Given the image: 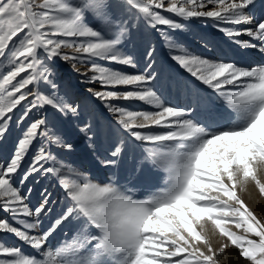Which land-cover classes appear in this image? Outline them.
I'll return each instance as SVG.
<instances>
[{
  "label": "snow or ice",
  "instance_id": "1",
  "mask_svg": "<svg viewBox=\"0 0 264 264\" xmlns=\"http://www.w3.org/2000/svg\"><path fill=\"white\" fill-rule=\"evenodd\" d=\"M159 10L184 20L209 18L239 26L219 31L242 49L264 53V14L257 15L264 13V0H0V148L9 142L13 123L22 128L0 163V235L13 234L33 250L28 254L0 240V264H217L211 246L207 253L198 247L208 243L205 222L247 264H264V222L237 195L238 185L249 180L264 194L257 175L264 170V65L241 67L205 52L211 41L204 36L193 37L202 45L198 55L162 33L170 61L183 74L165 79L150 46L140 73L115 67H137L122 51L133 35V19L142 18L154 29H183V23ZM242 35L251 40L237 39ZM68 48L78 55L63 51ZM59 61L87 84L99 85L87 87L80 98L100 101L114 125L85 113L72 99V89L60 94ZM80 66L91 75L81 73ZM164 89L185 93L184 105L168 102ZM115 101H140L156 110L132 111ZM48 109L51 120L32 118L33 112ZM65 119L77 124L93 151L98 142H107L100 166L122 167L130 152L143 147L146 155L135 171L145 164L162 169L168 186L133 199L119 185L95 182L58 159L52 146L66 153L74 147L60 129ZM49 175L57 177L65 203L41 232V219L55 212L56 200L45 188L38 204L30 205L23 189L30 194L27 184ZM62 226L75 235L55 251L46 250Z\"/></svg>",
  "mask_w": 264,
  "mask_h": 264
},
{
  "label": "rangeland",
  "instance_id": "2",
  "mask_svg": "<svg viewBox=\"0 0 264 264\" xmlns=\"http://www.w3.org/2000/svg\"><path fill=\"white\" fill-rule=\"evenodd\" d=\"M212 5H209L211 9ZM161 15L167 18L175 19L177 22L183 23L184 27L181 30L169 29L167 26L158 25L157 28H151L142 18L133 19V29L132 37L130 42L127 43L122 51L127 55H131L137 63L136 68H127L124 66H115L121 68L123 71L129 72L131 74H138L143 69L147 63V58L143 56L146 46H150L156 49L155 60L156 67L163 71L164 78L167 77H177L183 74V70L171 62L168 56V49L165 47V42L162 33H168L174 38L183 41L195 54H202L201 47H198V40L193 39V37L204 36L211 41L208 49H204L205 52H212L217 57L224 55V58L230 59L231 61L237 63L241 67H256L259 65H264V54L261 55L259 49H248L246 50L249 54L245 53L238 45H235L232 39H229L223 33L219 31V28H236L239 26L225 24L220 21H215L209 18H191L184 20L177 17L174 13H167L163 10H159ZM264 13L258 12L257 15ZM75 39V38H68ZM237 39L251 40L250 37L242 35ZM70 55H78L73 49H63ZM261 55V56H260ZM226 56V57H225ZM230 56V57H229ZM260 61H257V57ZM223 57V56H222ZM252 58V59H251ZM256 58V59H255ZM256 62V63H255ZM104 66L111 67L112 65L107 64V62L100 61ZM57 71L60 77L59 83L61 92L63 95V89L68 87L75 92V96L72 97L76 103L80 104L82 110L87 113V111L94 112L95 116L99 119L102 124L107 125L110 121L114 125L115 122L111 118V113L100 103V101L94 100H83L82 95H87L85 89L87 87L99 88V85H89L84 81V77L78 75L68 64L63 61H59L57 64ZM79 71L81 73L88 72L86 66H80ZM91 75L90 72H88ZM231 88L232 86H228ZM164 98L174 106H183L185 103V93H177L174 89L169 91L164 89ZM113 103L120 104L122 106H127L129 110L132 111H155L156 109L140 101H115ZM19 115V112L16 113ZM53 113L51 109L39 110L32 113V118L46 117L49 120L52 119ZM15 119V118H14ZM60 129L63 132L67 141L73 143V150L70 153H66L64 150L52 146L51 151L58 159H62L68 164H70L75 169L83 172L90 179L99 183H115L119 185L122 190L127 191L133 199H146L153 194L163 191L168 186V173L162 169L153 168L151 165L145 164L141 172L137 173L135 171L139 162L146 153L144 148H138L135 151L130 152L122 167L114 168H104L99 164V158L103 156L105 149L107 148V142H98L96 151L89 148L87 141L84 139L79 131V127L75 122L70 119H65L61 125ZM156 131H165V129H156ZM22 135V128L20 126L12 125V134L9 136V142L4 144L3 148H0V163H3L7 157L10 155V150L13 148L17 137ZM36 147H39L37 144ZM152 147V145H148ZM35 149H33L34 151ZM32 152L24 162V167L26 168L31 162ZM258 178L262 184H264V170L257 173ZM252 182L255 189L254 191L246 192L242 185L237 187V195L241 200L244 201L245 205L250 211L261 221L264 222V194H261L258 190L255 182ZM136 187V188H135ZM27 188H31L32 192L27 193V189L24 188L25 194L29 197L30 205H36L41 200L40 193L46 188L49 192L53 194V199L56 200L54 205L55 212L44 216L41 219V224L39 231L46 230L49 225L53 222V216L61 210L65 203L64 190L60 187L57 177L49 175L47 177L40 176L36 180L27 184ZM135 189V190H134ZM253 195V197H252ZM252 197V198H251ZM4 218L9 219L10 222L15 223L11 220V217L5 214ZM211 223V222H210ZM19 226V225H16ZM213 226V225H212ZM230 230L236 232L238 235H244L243 231L236 229L234 226H228ZM215 230L213 235L217 238V242L213 241L208 234L204 232L207 238V244H199L198 247L207 253L208 246H211L213 251L216 253L215 260L217 264H228L226 262L227 258H223V251L227 252L230 258L231 264H247V262L240 257L239 250L231 245L226 237L219 234L218 230ZM75 235V231L71 227H63L62 230L58 229L52 237L49 238L47 242L46 250L55 251L57 248L62 246L65 242H70L72 237ZM253 239H256L253 237ZM0 240H2L8 246H19L26 253L32 254L33 250L28 246L20 242L13 234H2L0 235ZM226 246V247H223ZM223 247V250L221 251Z\"/></svg>",
  "mask_w": 264,
  "mask_h": 264
},
{
  "label": "bare ground",
  "instance_id": "3",
  "mask_svg": "<svg viewBox=\"0 0 264 264\" xmlns=\"http://www.w3.org/2000/svg\"><path fill=\"white\" fill-rule=\"evenodd\" d=\"M243 52H246V50H242ZM261 53V52H260ZM264 53H261V55H263ZM260 55V56H261ZM224 57V55H221V57ZM260 56H259V59H258V57H257V61H260ZM226 57V56H225ZM230 57V56H229ZM252 59V58H251ZM256 59V58H255ZM256 63V62H255ZM136 188V187H135ZM242 188H244V191H246V192H250V191H254V189H255V187H254V185H253V183L252 182H247V184H244V185H242ZM135 190V189H134ZM252 197H253V195H252ZM251 197V198H252ZM214 229H213V226H212V224L210 223V222H205V230H204V232L206 233V234H208L209 236H210V238L213 240V241H215V242H217V238H214V236H212L213 235V233H214ZM223 258L224 259H226L227 258V260H226V262L228 263V264H231V262H230V258H229V255H228V253L227 252H224L223 251Z\"/></svg>",
  "mask_w": 264,
  "mask_h": 264
}]
</instances>
